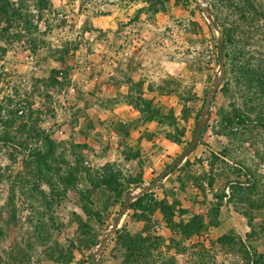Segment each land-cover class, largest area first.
Wrapping results in <instances>:
<instances>
[{"label": "rangeland", "instance_id": "1", "mask_svg": "<svg viewBox=\"0 0 264 264\" xmlns=\"http://www.w3.org/2000/svg\"><path fill=\"white\" fill-rule=\"evenodd\" d=\"M202 1L0 0V264H96L129 192L187 148L220 71ZM249 4L207 3L225 74L205 131L133 192L101 264H264V84L250 82L264 16Z\"/></svg>", "mask_w": 264, "mask_h": 264}, {"label": "water", "instance_id": "2", "mask_svg": "<svg viewBox=\"0 0 264 264\" xmlns=\"http://www.w3.org/2000/svg\"><path fill=\"white\" fill-rule=\"evenodd\" d=\"M209 1H211V0H203L202 3L200 4V7H201L206 19L208 20V22L212 25L214 30L218 33L217 49H218V64H219L220 71L218 73V76L214 80L212 87L210 88V90L208 91V93L205 97L203 110L201 112L200 119L196 125V129H195L193 138H192L190 144L187 146V148L182 153H180L172 161V163L164 171H162L150 184H148V185H145V184L136 185L134 187L133 191L129 192L128 196L126 197V199L122 205L120 212L117 214V216L114 220V223H113L111 229L104 235V237H103L101 243L99 244L97 250L92 255V259L96 264H101L96 258L97 254L105 247L109 238L118 229L120 221H121L122 217L126 214L128 206L130 204V201L134 197L133 192L136 191L137 189H140L141 193L152 190L154 187H156V185L161 180H163L166 176H168L173 171L174 168H176L180 163H182L188 157V155L192 153V151L197 147V145L200 142L201 134L205 128L206 121H207L206 112H207V110L210 106V103H211L217 89L219 88V86L223 80L224 74H225V66H224V61H223V32L220 29L218 22L214 19L210 9L207 7V3Z\"/></svg>", "mask_w": 264, "mask_h": 264}, {"label": "trees", "instance_id": "3", "mask_svg": "<svg viewBox=\"0 0 264 264\" xmlns=\"http://www.w3.org/2000/svg\"><path fill=\"white\" fill-rule=\"evenodd\" d=\"M249 6H251V10H253V12L256 14V15H263V8H264V4H262V2H260V0H249ZM253 7H255L256 9H254ZM262 11H261V10ZM252 14V11H250L249 9L247 10H241L240 11V15H239V19L238 21L242 22L244 26H246L247 30L251 27H253V21H255L254 19V16H252V18H250L249 15ZM257 17V16H256ZM254 18V19H253ZM252 74H250L249 76H251ZM252 79V78H251ZM250 82H255V83H260V86L262 84H264V80L263 82H258V81H254L253 79L250 81ZM259 93L260 95H263L264 96V87L261 86V89H259ZM261 117L259 118L260 120L257 121V123H259L260 125H263L264 124V109H261ZM237 118H239L240 120H245L246 119V116L244 114H238L237 115ZM205 131V128L204 130ZM201 219H198V218H195L192 220V224L191 226H189L188 228H186L188 231H187V234L188 235H191L193 232H197L200 228H201V222H200ZM139 240H135L134 242H132L131 245H129V249L130 250H133L135 248V245L138 243ZM246 264H263V261H262V258L261 256H256L254 255L252 258H249L248 259V262Z\"/></svg>", "mask_w": 264, "mask_h": 264}, {"label": "built area", "instance_id": "4", "mask_svg": "<svg viewBox=\"0 0 264 264\" xmlns=\"http://www.w3.org/2000/svg\"><path fill=\"white\" fill-rule=\"evenodd\" d=\"M227 193H229V190L227 189V191H226Z\"/></svg>", "mask_w": 264, "mask_h": 264}]
</instances>
